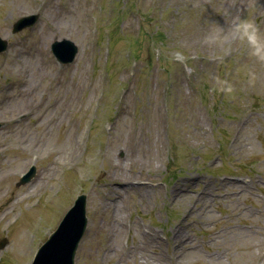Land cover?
<instances>
[{"label": "rangeland", "instance_id": "1", "mask_svg": "<svg viewBox=\"0 0 264 264\" xmlns=\"http://www.w3.org/2000/svg\"><path fill=\"white\" fill-rule=\"evenodd\" d=\"M244 19L264 39V0H0V264H30L80 194L76 264H264V60ZM63 39L80 52L61 66Z\"/></svg>", "mask_w": 264, "mask_h": 264}, {"label": "water", "instance_id": "2", "mask_svg": "<svg viewBox=\"0 0 264 264\" xmlns=\"http://www.w3.org/2000/svg\"><path fill=\"white\" fill-rule=\"evenodd\" d=\"M38 16L20 19L14 26V32L33 26ZM7 41L0 38V53L7 48ZM53 52L64 62H72L78 52L77 46L70 40L64 39L53 44ZM35 174V169L28 173L21 184L28 182ZM86 196L78 197L58 229L50 236L49 240L39 249L33 264H75V255L80 240L87 228ZM7 241L0 243L4 247Z\"/></svg>", "mask_w": 264, "mask_h": 264}, {"label": "clouds", "instance_id": "3", "mask_svg": "<svg viewBox=\"0 0 264 264\" xmlns=\"http://www.w3.org/2000/svg\"><path fill=\"white\" fill-rule=\"evenodd\" d=\"M234 32L243 40H246L251 48V55L259 60H264V39L255 23L251 20H241L235 27ZM231 88L227 91L231 92Z\"/></svg>", "mask_w": 264, "mask_h": 264}, {"label": "bare ground", "instance_id": "4", "mask_svg": "<svg viewBox=\"0 0 264 264\" xmlns=\"http://www.w3.org/2000/svg\"><path fill=\"white\" fill-rule=\"evenodd\" d=\"M29 116H31L29 113H28V114H23V115H22L23 118H28ZM136 183H137V184H140V185H142V186H147V187H148V185H146L144 182H136ZM111 187H112V188H117V187H114L113 184L111 185ZM118 210H119V208H118ZM4 216H5V215H4ZM115 221H116V220H115ZM120 230H121V228H116V231H117V232H119ZM153 235H154V234H153ZM181 241H184V240H181ZM196 250H197V249H196ZM192 251H193V250H192ZM192 251H191V252H192ZM128 252H129V251H127L126 254H127ZM188 252H189V251H188ZM132 254H133V253H132ZM142 258H144V257L142 256ZM145 261H146V264H150V261H149L148 258H147L146 260H144V262H145ZM144 262H143V263H144Z\"/></svg>", "mask_w": 264, "mask_h": 264}]
</instances>
